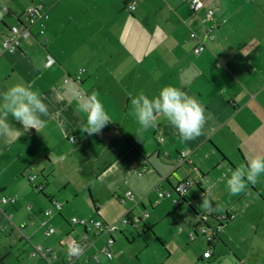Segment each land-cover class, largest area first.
Masks as SVG:
<instances>
[{
	"label": "crops",
	"instance_id": "obj_1",
	"mask_svg": "<svg viewBox=\"0 0 264 264\" xmlns=\"http://www.w3.org/2000/svg\"><path fill=\"white\" fill-rule=\"evenodd\" d=\"M189 2L0 0V35L24 22L34 3L49 12L45 34L35 25L19 50L0 55V93L26 83L39 90L49 108L40 133L23 131L9 117L22 135L0 137V198H16L14 205L0 204V264H48L31 255L35 246L50 249L53 264H65L70 247L85 235L89 247L73 264H125L104 253L108 247L121 255L123 241L115 232L108 245L109 234L73 225V217L119 224L127 216L129 223L117 232L123 236L145 227L153 232L144 234H155L166 219L172 224L166 246L179 239L177 249L187 252L194 246L189 241L204 238L188 236L200 224L196 212H208L200 206L203 197L215 209L209 212L210 227L217 226L219 215L234 217L222 222L215 242L190 264H264V176L239 196L226 188L232 170L264 155V0H207L205 8H215L218 28L200 54L193 52L190 33L202 34L204 11L194 14ZM48 56L54 58L50 66ZM81 69L80 85L63 84ZM165 86L181 89L205 107L209 119L203 135L181 142L162 116L154 128L137 133L133 99L141 91L156 96ZM93 91L113 121L88 135L81 131L86 118L76 110L75 94L87 97ZM183 151L188 156L181 160ZM186 180L193 184L182 197L173 189ZM158 191L171 194L160 198ZM52 201L62 208L56 210ZM8 216L26 225L23 235ZM49 226L54 232L47 235ZM210 246L212 255L204 257Z\"/></svg>",
	"mask_w": 264,
	"mask_h": 264
},
{
	"label": "clouds",
	"instance_id": "obj_2",
	"mask_svg": "<svg viewBox=\"0 0 264 264\" xmlns=\"http://www.w3.org/2000/svg\"><path fill=\"white\" fill-rule=\"evenodd\" d=\"M76 110L86 118L81 131L88 135L99 134L102 129L113 121L99 98V92L93 91L87 97L78 92ZM132 115L138 124L137 133L143 135L157 125V118H165L176 130L181 142L195 140L203 135V129L209 119L205 107L195 98L174 86L163 87L159 94L149 97L141 91L132 101ZM49 115L48 105L44 102L39 90L31 85L17 83L0 93V137H21V129L10 122L22 125V130L34 129L40 133L46 127ZM264 176V155H257L247 160L246 164L231 171L226 181L230 196L245 193L249 184L255 185ZM204 210L215 209L210 200L203 197L200 205Z\"/></svg>",
	"mask_w": 264,
	"mask_h": 264
},
{
	"label": "built area",
	"instance_id": "obj_3",
	"mask_svg": "<svg viewBox=\"0 0 264 264\" xmlns=\"http://www.w3.org/2000/svg\"><path fill=\"white\" fill-rule=\"evenodd\" d=\"M207 0H190V9L194 14L199 13L201 10L204 11V16L201 20V24L203 25V32L202 34H199L195 30H193L190 33V38L191 40L195 43V46L193 48V52L195 54H200L206 49V44L205 41L206 39L214 38V32L218 28V23L216 21V14H215V8L214 7H207L206 6ZM136 8V2L132 1L128 5L129 10H134ZM49 19V13L47 9L44 7L43 4L40 3H34L30 5L26 12H25V21L16 24L10 28V31L8 34L5 35H0V55L4 53H12L20 49L21 47V40L23 38H27L32 34L31 28L35 25L39 27V33L40 34H45L46 30V23L47 20ZM54 63V58L52 56H48L46 65L50 66L51 64ZM85 70L81 69L77 72L76 75L72 76H66L63 80V84H67L70 81H73L74 83L80 85L82 80H83V75H84ZM81 94L82 91H79ZM70 140L72 142L76 141V138L74 136L70 137ZM188 156V152L183 151L180 154L181 160L186 159ZM33 177H30V180H32ZM193 184L192 181L186 180L183 182L178 183L173 191L180 196H185L188 192L189 187ZM43 186H40V189H42ZM171 192L169 191H158V195L160 198H166L170 196ZM127 196L130 199H134L135 195L131 192H127ZM158 200L156 201V203ZM16 203V198L15 197H1L0 198V204L7 205L11 204L14 205ZM52 204L56 208V210H60L62 208V205L58 201H52ZM52 209H48L45 211V215L50 216L52 214ZM148 213H145V216H147ZM233 214H222L217 216V226L216 228L212 229L207 224L208 219L210 218V213L209 212H200L197 214V218L200 222L199 226H196L194 229H192L188 236L191 241L196 240L199 236L206 237L207 240L212 243L213 239L218 236V232L221 230V224L222 222H226L229 219L233 218ZM9 221L15 225L17 229L21 232L23 235L22 229L26 226L25 224L17 225L15 224L12 220L11 217L8 216ZM71 223L73 225H81L87 230H92L94 231L95 234L100 235L102 233H107L110 235V238L108 239V245L114 243V238L112 234L114 232H117L120 229V225H127L129 223V218L126 216L123 219L120 220L119 224L116 223H108L105 222L102 219L99 218H78V217H73L71 219ZM54 232V228L49 226L48 229L46 230V234L50 235ZM89 247V244L86 240V235L76 241L69 249L68 256L66 259L65 264H73L74 261L77 259L79 255H81L87 248ZM213 252V246H210L208 250L204 252V257H210ZM105 255L108 258H112L113 255L109 248L107 247L104 250ZM32 256H39L47 261L48 264H53L52 259L56 257L54 253L51 252L50 249L42 248L41 246H35L34 250L32 251ZM95 260H98L97 256H94Z\"/></svg>",
	"mask_w": 264,
	"mask_h": 264
},
{
	"label": "rangeland",
	"instance_id": "obj_4",
	"mask_svg": "<svg viewBox=\"0 0 264 264\" xmlns=\"http://www.w3.org/2000/svg\"><path fill=\"white\" fill-rule=\"evenodd\" d=\"M171 225L172 224L170 221L164 219L154 229L155 234H144L141 231L138 234L135 233L136 231L134 230L135 232L132 231V234L126 232L124 234L125 236H123L117 234L118 231L115 232L116 238L118 237L122 239L123 244L121 249L122 253L120 256H116V252H112L114 258L113 262L118 263L119 258L121 259V262L125 264H190L193 257H195L196 255L201 256L203 253V249L208 248L209 241L206 237L199 239V241H196L195 243L189 241L188 243L194 246L192 248L189 247L187 252L185 249H177L178 247H176V244L179 239L173 241L168 248L166 244L169 237L172 235ZM80 226L81 225H78V227ZM143 234L145 235V237ZM140 235H142L143 237ZM204 242H206L205 247L202 246ZM98 245L101 246V242ZM216 246L218 245L216 244ZM216 253H218V251H216ZM198 264L207 263L198 261Z\"/></svg>",
	"mask_w": 264,
	"mask_h": 264
},
{
	"label": "trees",
	"instance_id": "obj_5",
	"mask_svg": "<svg viewBox=\"0 0 264 264\" xmlns=\"http://www.w3.org/2000/svg\"><path fill=\"white\" fill-rule=\"evenodd\" d=\"M41 4V3H40ZM45 7V6H44ZM28 8V7H27ZM46 8V7H45ZM27 10V9H26ZM26 10H25V12H26ZM48 11V10H47ZM49 13V12H48ZM9 31H10V29H9ZM9 33V32H8ZM7 33V34H8ZM43 189V188H42ZM42 189H40V190H42ZM197 214H198V212H196V216H197ZM146 230H149V231H151V232H153V230L151 229V228H149V227H145V229L143 230V232L144 231H146Z\"/></svg>",
	"mask_w": 264,
	"mask_h": 264
}]
</instances>
